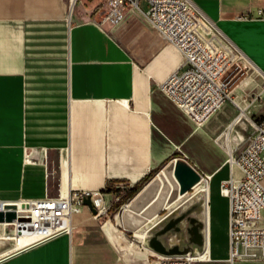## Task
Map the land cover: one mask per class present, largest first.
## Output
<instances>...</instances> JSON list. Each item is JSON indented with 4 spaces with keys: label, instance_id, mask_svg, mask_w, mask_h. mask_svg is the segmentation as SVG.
Listing matches in <instances>:
<instances>
[{
    "label": "crops",
    "instance_id": "1",
    "mask_svg": "<svg viewBox=\"0 0 264 264\" xmlns=\"http://www.w3.org/2000/svg\"><path fill=\"white\" fill-rule=\"evenodd\" d=\"M192 1L203 37L226 47L232 62L243 57L251 65L231 79L237 98L261 92L264 18L258 9L264 0ZM104 6L105 0H0V199L77 189L100 192L106 207L94 215L84 206L71 234L22 245L14 224L0 222V239L14 241L0 246V264H116L105 224L127 228L125 204L134 211L152 206L153 199H144L149 187L169 174L180 181L183 160L199 198L204 245L208 239L211 260H227L230 206L221 182L231 164L218 139L236 115L216 135L237 107L228 102L202 121L192 117L159 86L179 69L182 54L150 24L148 8L129 7L121 23L104 24ZM255 113L264 118L258 107ZM154 170L110 217L123 194ZM234 173L240 176V168ZM204 182L206 189L197 191ZM137 230L136 237L147 239Z\"/></svg>",
    "mask_w": 264,
    "mask_h": 264
},
{
    "label": "built area",
    "instance_id": "2",
    "mask_svg": "<svg viewBox=\"0 0 264 264\" xmlns=\"http://www.w3.org/2000/svg\"><path fill=\"white\" fill-rule=\"evenodd\" d=\"M148 1L146 15L150 24L162 39L175 45L182 54L179 69L160 82V88L198 121L208 118L228 102L239 110L234 120L249 135L240 153L228 159L231 175L221 182V192L229 198L230 206V256L227 260L234 264L240 258L264 257V226L260 224L264 210V118L244 117L246 108L263 98L264 86L261 92L238 101L227 75L233 63L231 52L216 44L214 38L206 39L200 33L193 1ZM129 7L140 8V0H105L100 22L121 23ZM246 15L251 16V11ZM258 16L264 18V7L258 9ZM242 136L246 138L245 133ZM234 166L240 168V176L234 173ZM206 180L209 181V176ZM87 195L98 210L96 215L105 211L101 193L89 190L23 198L26 205L31 201L38 209L35 213L26 211L31 216L29 229L39 242L61 233L71 234L73 217L87 206L84 203ZM2 201V206H6V201ZM160 264H193V260L183 256L165 257Z\"/></svg>",
    "mask_w": 264,
    "mask_h": 264
},
{
    "label": "rangeland",
    "instance_id": "3",
    "mask_svg": "<svg viewBox=\"0 0 264 264\" xmlns=\"http://www.w3.org/2000/svg\"><path fill=\"white\" fill-rule=\"evenodd\" d=\"M140 7L143 9L149 8L147 0H141ZM99 20L101 21V15ZM104 24L110 23L106 22ZM250 67L251 65L243 57L236 59L232 63L227 75L232 79L238 74H243L248 71ZM244 96L247 95L238 97V101H242ZM257 107L264 113V98L246 108L245 112L249 116L261 120L262 118L255 113V108ZM236 109L232 116L224 122L216 137L226 130L232 117L237 116L239 110ZM243 133L246 134L245 139H243ZM248 135L245 129L236 123L232 131L218 139V143L223 147L227 159L231 157V154L237 156L240 153L247 142ZM228 149L230 150L228 151ZM175 157H177L176 154L171 156L162 167ZM180 165L182 170L178 172L179 183L171 174L167 177L157 179L144 195L146 201L153 199V205L145 207L144 209L140 206L135 207V213L131 212L132 215L128 214L130 218L127 223V228H123L122 226L118 227V224L114 220L105 224L106 232L109 231L112 236V248L115 253L116 264H160V261L165 257L183 256L192 259L202 248L200 239L203 236L204 220L200 215L198 207H196L199 198L194 193V188L192 187L193 181L189 177L190 165L184 160L180 162ZM185 166H188L190 169L187 170ZM152 177L143 180L141 185L144 186ZM182 192L183 195L180 196ZM133 197L134 195H130L129 191L125 192L120 204L112 208V212L109 214L110 217H112L113 213L120 212L122 209L121 205L130 201ZM165 202L172 203L173 207H164L163 204ZM90 217L88 222H94L95 217L93 215ZM103 221L105 222V220ZM136 221L140 222L139 226L134 223ZM9 228V231H11L12 227L10 226ZM137 229L145 232L148 235L147 239L136 237L135 233ZM0 240L3 241H0V246L7 245V243L11 246L14 242L13 240ZM263 259L259 257L240 258L234 264H264ZM193 264H232V262L229 260L212 259L208 261L193 260Z\"/></svg>",
    "mask_w": 264,
    "mask_h": 264
},
{
    "label": "bare ground",
    "instance_id": "4",
    "mask_svg": "<svg viewBox=\"0 0 264 264\" xmlns=\"http://www.w3.org/2000/svg\"><path fill=\"white\" fill-rule=\"evenodd\" d=\"M249 117L247 113H244V117ZM236 124V121L233 120V122L230 124L229 131L230 132L234 125ZM232 155V154H231ZM206 189V182L203 184L198 185L196 188L197 191L204 190ZM97 202L99 201V198L96 197ZM6 201V206H2L3 201L0 199V209L4 211H9V210H15L17 212V216L13 221H2V224H14L15 232H16V239L18 240V245L26 244V243H32L38 241V237L34 235V232L31 231L29 228V225L32 223L30 222L31 216L29 214H26V211H33L34 213L36 212L37 206H32V202L30 204L26 205V199L20 198V199H12V200H5ZM126 207V213L131 214V212L135 211L133 210L132 204L127 205L125 204ZM138 226L140 225L139 221L134 222ZM136 234V233H135ZM137 234L141 237L146 236L145 232H142L141 229L137 230ZM16 240V241H17ZM201 245L202 248L198 251V253L192 257V260H197V261H208L211 260L210 254L208 253V239L205 242L206 244L204 245V240L201 238Z\"/></svg>",
    "mask_w": 264,
    "mask_h": 264
},
{
    "label": "water",
    "instance_id": "5",
    "mask_svg": "<svg viewBox=\"0 0 264 264\" xmlns=\"http://www.w3.org/2000/svg\"><path fill=\"white\" fill-rule=\"evenodd\" d=\"M85 205L90 207L92 212L94 214L98 213V210L93 206L92 201H91V196L87 195L84 199ZM17 216V212L15 210H9V211H4L0 210V222L2 221H13Z\"/></svg>",
    "mask_w": 264,
    "mask_h": 264
},
{
    "label": "trees",
    "instance_id": "6",
    "mask_svg": "<svg viewBox=\"0 0 264 264\" xmlns=\"http://www.w3.org/2000/svg\"><path fill=\"white\" fill-rule=\"evenodd\" d=\"M176 155H178V154H176ZM156 171H157V170H156ZM156 171L154 170L149 176L151 177L152 175H154ZM140 188H141V184H137L136 186H134V187L131 189L130 195H134L136 192L139 191ZM118 204H120V203H118Z\"/></svg>",
    "mask_w": 264,
    "mask_h": 264
}]
</instances>
